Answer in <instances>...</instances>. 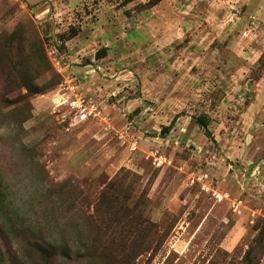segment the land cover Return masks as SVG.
<instances>
[{
  "label": "rangeland",
  "instance_id": "1",
  "mask_svg": "<svg viewBox=\"0 0 264 264\" xmlns=\"http://www.w3.org/2000/svg\"><path fill=\"white\" fill-rule=\"evenodd\" d=\"M9 35L41 41L35 83H53L12 93L0 73V181L21 222L68 241L55 264L114 243L86 221L111 182L146 243L92 264H237L264 220V0H0V72ZM67 77L99 115L55 108Z\"/></svg>",
  "mask_w": 264,
  "mask_h": 264
},
{
  "label": "trees",
  "instance_id": "2",
  "mask_svg": "<svg viewBox=\"0 0 264 264\" xmlns=\"http://www.w3.org/2000/svg\"><path fill=\"white\" fill-rule=\"evenodd\" d=\"M158 1L150 0V3L155 5ZM7 39L9 41V46L6 47L9 54V65L5 71L2 70L0 73L3 79L14 86L12 90L8 91L14 93L19 88H24L32 94H37L52 85L53 81H49L47 84L35 83L41 73L37 66L35 67L31 62L40 60L46 68L50 67L41 41L34 39L32 43L26 45L22 35L21 40H14L12 35H9ZM12 51L14 56L10 57ZM259 60L264 69V51ZM58 75L61 76V74ZM195 120L205 133H208L207 119L198 116ZM115 195H117V189L114 182L108 183L100 193L95 214L92 218L88 216L86 219L87 222L90 220L94 223L99 222L108 228L104 234V240L114 242L93 249H90L91 244L90 248H86L85 252L91 258L87 264H92V256L97 254L96 249H103L101 252L108 249L119 256L125 246L133 249L146 243L142 231L143 228L148 230V227L145 226L142 216L133 210H129L127 206L118 201ZM7 196L0 181V264H55L57 259L70 257L71 247L67 240L58 242L55 238L44 236L40 229L36 230L34 227L27 226L25 222H21L17 213L12 210ZM104 204H106L105 208H103ZM121 208L123 209L122 213H118ZM120 227L121 230L118 232L117 229ZM122 227L125 231L122 230ZM256 228L258 229L257 235L248 246L243 257L236 261L237 264H259L261 256L264 255V220L260 221ZM95 242L96 239L94 244ZM121 263H123L122 260L117 259L113 264Z\"/></svg>",
  "mask_w": 264,
  "mask_h": 264
},
{
  "label": "built area",
  "instance_id": "3",
  "mask_svg": "<svg viewBox=\"0 0 264 264\" xmlns=\"http://www.w3.org/2000/svg\"><path fill=\"white\" fill-rule=\"evenodd\" d=\"M58 65V63H55ZM74 79L71 77L64 78V81L59 85L56 93L53 94L52 102L57 110H60L64 106L71 110V119L78 122H83L92 116H97L100 112L96 106L88 99H86L82 93L78 90L77 85L74 83ZM155 159L158 165L161 163L162 155H158Z\"/></svg>",
  "mask_w": 264,
  "mask_h": 264
},
{
  "label": "crops",
  "instance_id": "4",
  "mask_svg": "<svg viewBox=\"0 0 264 264\" xmlns=\"http://www.w3.org/2000/svg\"><path fill=\"white\" fill-rule=\"evenodd\" d=\"M263 109V106L261 105L260 106V110H262ZM254 110V103H253V106L250 108V110H248L247 111V116L249 115V113L251 112V111H253ZM88 120V119H87ZM86 121V120H85ZM84 122V121H83ZM132 144V148H134L135 147V144L134 143H131Z\"/></svg>",
  "mask_w": 264,
  "mask_h": 264
}]
</instances>
